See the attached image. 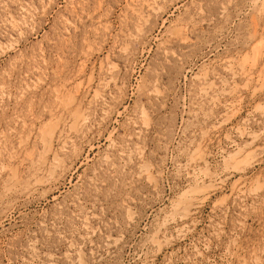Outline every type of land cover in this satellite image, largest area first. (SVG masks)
<instances>
[{
  "label": "rangeland",
  "instance_id": "374dc122",
  "mask_svg": "<svg viewBox=\"0 0 264 264\" xmlns=\"http://www.w3.org/2000/svg\"><path fill=\"white\" fill-rule=\"evenodd\" d=\"M0 264H264V0H0Z\"/></svg>",
  "mask_w": 264,
  "mask_h": 264
},
{
  "label": "bare ground",
  "instance_id": "6f19581e",
  "mask_svg": "<svg viewBox=\"0 0 264 264\" xmlns=\"http://www.w3.org/2000/svg\"><path fill=\"white\" fill-rule=\"evenodd\" d=\"M149 3H150V2H149ZM156 12H157V11H156ZM178 28H179V27H178ZM258 41H260V40H258ZM182 42H183V41H182ZM256 45H257V44H256ZM259 46H260V45H259ZM252 47H253V46H252ZM253 48H254V47H253ZM251 51H253V50H251ZM248 53H249V52H248ZM256 53H257V52H256ZM259 53H260V52H259ZM248 55H250V54H248ZM257 55H258V54H257ZM243 57H244V56H243ZM245 57H246V55H245ZM247 58H248V57H247ZM248 59H249V58H248ZM253 59H254V58H253ZM261 59H262V58H261ZM240 60H241V59H240ZM242 60H244V59L242 58ZM246 62H248V60H246ZM246 62H245V63H246ZM226 63H227V62H226ZM230 63H232V62H230ZM237 63H238V62H237ZM240 64H241V63H240ZM247 64L249 65V63H247ZM237 65H238V64H237ZM222 66H223V65H222ZM224 66H225V65H224ZM226 66H228V65H226ZM240 66H241V65H240ZM243 66H244V65H243ZM235 67H237V66L235 65ZM255 67H256V66H255ZM245 68H246V67H245ZM226 69H227V68H226ZM233 69H234V68H233ZM235 69H236V68H235ZM237 69H238V68H237ZM249 69H251V68L249 67ZM254 69H255V68H254ZM252 70H253V67H252ZM234 71H235V70H234ZM234 71H233V72H234ZM243 71H244V70H243ZM245 71H246V70H245ZM247 71H249V70L247 69ZM250 71H251V70H250ZM238 72H240V70H239ZM253 72H254V71H253ZM235 73H236V72H235ZM235 73H234V74H235ZM240 73H241V72H240ZM228 74H229V72H228ZM231 74H232V73H231ZM236 74H237V73H236ZM236 74H235V75H236ZM238 74H239V73H238ZM238 74H237V75H238ZM252 74H254V73H252ZM225 75H226V74H225ZM239 75H240V74H239ZM241 75H242V73H241ZM261 75H262V74H261ZM231 76H232V75H231ZM218 77H219V76H218ZM237 77H238V76H237ZM242 77H243V76H242ZM219 78H220V77H219ZM227 78H229V76H228ZM258 78H259V77H258ZM261 78H262V77H261ZM229 79H230V78H229ZM239 79H240V78H239ZM241 79H242V78H241ZM245 79H246V78H245ZM250 79H251V78H250ZM213 80H214V79H213ZM215 80H216V78H215ZM218 80H219V79H218ZM223 80H224V79H223ZM242 80H244V79H242ZM255 80H256V79H255ZM234 81H235V80H234ZM251 81H252V80H251ZM226 82H227V81H226ZM246 82H247V81H246ZM246 82H245V83H246ZM249 82H250V81H249ZM209 83H210V82H209ZM211 83H212V82H211ZM214 83H215V82H214ZM227 83H229V82H227ZM247 83H248V82H247ZM217 84H218V83L216 82V85H217ZM218 85H219V84H218ZM228 85H229V84H228ZM247 85H248V84H247ZM212 86H214V85H212ZM220 86H221V85H220ZM214 87H215V86H214ZM221 87H222V86H221ZM224 87H225V86H224ZM224 87H222V88H224ZM227 87H228V86H227ZM234 87H235V86H234ZM217 88H218V86H217ZM217 88H216V89H217ZM154 89H155V88H154ZM212 89H213V88H212ZM218 90H219V89H218ZM235 90H237V89H235ZM235 90H234V91H235ZM214 91H215V89H214ZM226 91H228V90L226 89ZM226 91H224V92H226ZM231 92H232V91H230V93H231ZM236 92H238V91H236ZM241 92H242V91H241ZM215 93H217V92H215ZM226 93H227V92H226ZM234 93H235V92H234ZM238 93H239V92H238ZM240 94H241V93H240ZM223 95H224V94H223ZM235 95H236V93H235ZM231 96H232V95H231ZM231 96H230V97H231ZM221 97H222V96H221ZM227 97H229V96H227ZM231 98H232V97H231ZM231 98H230V99H231ZM235 98H236V97H235ZM240 98H241V97H240ZM236 99H237V98H236ZM231 100H232V99H231ZM241 100H242V99H241ZM227 101H228V100H227ZM235 101H237V100H235ZM226 106H227V105H226ZM197 107H198V106H197ZM224 107H225V106H224ZM194 161H195V160H194ZM198 164H199V163H198ZM195 173H196V172H195ZM240 200H241V199H240Z\"/></svg>",
  "mask_w": 264,
  "mask_h": 264
}]
</instances>
